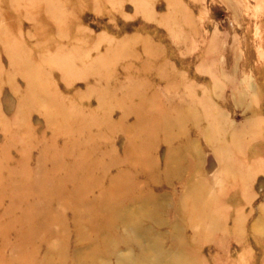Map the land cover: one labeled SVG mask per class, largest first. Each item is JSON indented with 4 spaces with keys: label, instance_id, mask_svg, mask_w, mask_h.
Segmentation results:
<instances>
[{
    "label": "rangeland",
    "instance_id": "obj_1",
    "mask_svg": "<svg viewBox=\"0 0 264 264\" xmlns=\"http://www.w3.org/2000/svg\"><path fill=\"white\" fill-rule=\"evenodd\" d=\"M0 264H264V0H0Z\"/></svg>",
    "mask_w": 264,
    "mask_h": 264
}]
</instances>
